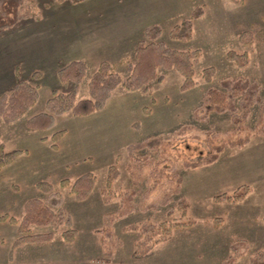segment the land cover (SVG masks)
Segmentation results:
<instances>
[{
    "label": "rangeland",
    "instance_id": "374dc122",
    "mask_svg": "<svg viewBox=\"0 0 264 264\" xmlns=\"http://www.w3.org/2000/svg\"><path fill=\"white\" fill-rule=\"evenodd\" d=\"M24 6L28 18L0 31V97L12 92L18 72L39 86V95L20 119L0 115V143L27 151L0 174V264H264V136L255 133L264 129V0H28ZM198 8L204 13L193 20ZM185 20L193 21L191 38L172 39ZM154 25L161 28L158 41L189 53L180 57L181 71L152 56V66L138 72L144 83L117 84L99 110L56 113L48 106L57 94L73 93L75 103L94 100L90 81L104 62L126 79L138 44L150 42L145 30ZM231 51L246 54V63L228 60ZM73 61L85 67L61 75ZM208 68L211 76H202ZM239 80L254 97L237 91L228 100L231 110L204 116L206 91L229 94L221 83L231 88ZM42 113L53 116L51 127L28 125ZM184 126L193 130L178 134ZM62 130L53 148L52 137ZM210 133L215 142H247L228 146L211 165L185 169V162L207 156ZM150 138L163 147L129 149ZM34 199L71 219L72 241L62 236L65 221H24ZM107 214L113 215V255L105 254L97 232ZM166 219L193 224L136 257L140 235L127 227ZM37 233L52 236L16 244Z\"/></svg>",
    "mask_w": 264,
    "mask_h": 264
},
{
    "label": "trees",
    "instance_id": "16d2710c",
    "mask_svg": "<svg viewBox=\"0 0 264 264\" xmlns=\"http://www.w3.org/2000/svg\"><path fill=\"white\" fill-rule=\"evenodd\" d=\"M28 0H0V31L7 29L16 25L19 20H25L28 18V10L25 9V3ZM34 1V0H29ZM63 1V0H57ZM74 3H79L84 0H70ZM25 9V10H24ZM203 8H198L193 12L192 19H198L203 15ZM193 32V21L185 20L180 24L176 25L170 33L172 39L176 40H189L192 36ZM145 35L150 39L149 43H140L138 44L135 52L136 63L133 67L130 75L122 80L117 73H112L114 67L109 63L104 62L100 65L99 71H97L93 78L90 81V85L95 90L96 97L94 100L92 99H83L75 103L74 94H57L54 95L49 101L48 106L56 113H63L66 111L72 110L75 114H89L94 110L101 109L108 96L111 89L117 84H123L127 89H134L136 86L144 83L141 79V75L138 76V72L145 64H152L155 62V59L152 56H156L157 61H159V65H165L166 67H177V70H182L180 65V57L189 56V53H183L178 51H173L168 49L162 41H158V37L161 36V28L159 26H151L145 30ZM151 57V58H150ZM246 54H237L236 52H229L227 59L230 61L241 62L242 64L246 63ZM152 61V62H150ZM156 61V62H157ZM85 67L84 64L80 61H73L65 69L60 71V74L64 73L68 69L72 67ZM150 68V67H149ZM213 68L205 69L202 73V76L209 77L213 73ZM140 73V72H139ZM37 74V73H34ZM148 74H150V70H148ZM146 76V75H143ZM17 83L15 84L12 92L9 95H3L0 97V115L7 121H16L23 117V115L27 112L29 107L33 105L39 95V86L33 85L30 81L22 80L20 73H17ZM242 81V80H241ZM246 83V82H245ZM221 85L227 91H231V93H224L217 89H209L206 91L203 97L202 109L200 111L204 113V116L207 114H211L213 112L220 113L222 111L231 110V107H228V100H231V97L235 96L234 93H238L237 91L242 90L246 97L250 100L254 97L255 93L250 88L248 89L246 84H243L239 81H233L232 87L230 88L227 83L222 82ZM234 95V96H233ZM53 116L51 114H39L29 119L28 125L39 126L40 128L51 127ZM262 123V120L259 124ZM193 130L191 126H184L180 128L178 134L186 135L188 132ZM65 131H58L52 137L53 140V148H57L60 143L62 137L65 135ZM257 135L264 136V129L259 128L255 131ZM184 137V136H183ZM209 138V152L207 156L199 160L197 162H185V169H198L203 166L211 165L215 161L220 158L221 153L229 146L231 148L239 147L245 143L238 141H233L231 139H221L218 142H215L212 139V133L208 135ZM163 142L159 141L157 138L147 139L146 141L130 145L129 149L133 152L136 150H141L147 148L149 150H155L158 147L162 146ZM27 154V151L20 149H7L5 144L0 143V174L7 168L11 167L15 161ZM132 154V153H131ZM133 159L135 155L132 154ZM87 175H84L80 180L77 181H85L87 179ZM181 179L178 180L179 187L176 190V194L179 195ZM57 196V194H55ZM79 196H83L80 195ZM60 199L57 197L52 200V206L58 207L60 205ZM179 205V209L186 211L187 204L185 200L180 198L177 201ZM167 204V203H166ZM164 203V205H166ZM27 215L25 217V222H28V225L36 224H60L65 221L68 226V229L62 233V236L67 241H72L75 237L76 230L71 226V219L65 216L62 212L56 214L52 208L48 207L42 201L38 199H34L29 201L26 206ZM126 214V212H124ZM123 213V214H124ZM173 212H169L166 216H171ZM113 215L107 214L104 216V225L102 228L98 229L97 232L100 234L101 246L107 255H113L110 245L114 243L115 235L113 233V228L111 224V218ZM7 218V217H3ZM51 220V221H50ZM193 221H176L171 222V220H164L159 223L153 222H143L140 224H135L127 227V231L138 232L140 238L136 241L135 246L137 247V251L135 252V256L138 258H143L147 256L154 247L163 242H167L170 240L173 231L179 227L192 225ZM52 233L48 234H30L23 236L17 239L16 244L22 242H35L40 240H48L51 238ZM112 246V245H111ZM113 247V246H112Z\"/></svg>",
    "mask_w": 264,
    "mask_h": 264
}]
</instances>
